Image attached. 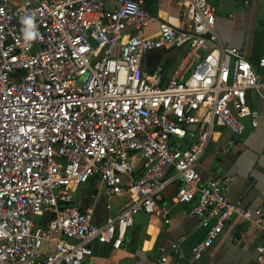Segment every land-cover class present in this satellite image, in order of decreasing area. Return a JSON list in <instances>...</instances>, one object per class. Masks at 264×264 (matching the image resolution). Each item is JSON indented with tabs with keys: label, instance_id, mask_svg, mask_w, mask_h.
<instances>
[{
	"label": "built area",
	"instance_id": "2783aa9c",
	"mask_svg": "<svg viewBox=\"0 0 264 264\" xmlns=\"http://www.w3.org/2000/svg\"><path fill=\"white\" fill-rule=\"evenodd\" d=\"M170 1L177 25L146 34L145 0H0V264H83L94 243L118 250L175 180L172 203L190 205L206 230L189 258L234 217L264 233L261 209L196 170L216 128L239 137L258 126L264 57L254 66L222 42L210 0ZM164 50L185 54L168 78L162 66L147 76L143 57ZM93 181L106 199L130 200L115 212L106 204L101 225L75 204Z\"/></svg>",
	"mask_w": 264,
	"mask_h": 264
},
{
	"label": "crops",
	"instance_id": "0c3cea01",
	"mask_svg": "<svg viewBox=\"0 0 264 264\" xmlns=\"http://www.w3.org/2000/svg\"><path fill=\"white\" fill-rule=\"evenodd\" d=\"M145 5L154 16L150 24V28L155 27L152 32L156 31L158 23L177 25L180 20V7L170 0H145ZM210 5L215 14V30L222 42L242 51L245 59L255 66L264 57V0H210ZM166 54L167 51H156L143 57L147 76L162 66ZM177 64L175 58L169 62L164 69L167 78ZM255 106L260 111L258 126L252 128L248 124L239 137L227 129L216 128L196 170L202 180H220L229 200H238L252 210L259 208L264 215V104L256 99ZM189 131L195 132L196 127H190ZM139 164L135 176L141 171ZM179 184L180 181L175 180L158 198L154 214L140 213L135 217L134 226L128 230L120 249L94 243L92 256L83 264H161L163 256L168 258L163 264H256L263 230L236 217L227 223L221 236L200 260L189 258L191 248L205 239L206 230L191 214L190 205L172 203ZM81 187L76 192L75 204L81 209L92 207L93 216L99 206L106 212L105 206L110 204L115 212L130 202L128 197L106 199L99 182L95 190L80 192ZM165 219L169 224L164 223ZM104 220L99 212L96 225L103 224ZM173 244L180 247V253L170 250Z\"/></svg>",
	"mask_w": 264,
	"mask_h": 264
},
{
	"label": "rangeland",
	"instance_id": "374dc122",
	"mask_svg": "<svg viewBox=\"0 0 264 264\" xmlns=\"http://www.w3.org/2000/svg\"><path fill=\"white\" fill-rule=\"evenodd\" d=\"M153 30H155V27L154 28H150L145 30V33L148 32V34H152L154 32H152ZM168 54L165 55L164 57V62L161 63V65L163 66L164 69H166V67L168 66L169 62H171V60H173L174 58L176 59V61H178V63L183 59L184 57V54L183 52L179 51V50H169L167 51ZM168 71V70H167ZM97 183V181H93L85 186H82L80 188V192L81 191H88V189H91V190H95V184ZM102 192V191H100ZM99 212L103 215V217H105L106 215V212H104V209L102 206H99L96 210H95V214L93 216V222L94 224H96L95 222V219L97 218V215L99 214Z\"/></svg>",
	"mask_w": 264,
	"mask_h": 264
},
{
	"label": "clouds",
	"instance_id": "9594fccd",
	"mask_svg": "<svg viewBox=\"0 0 264 264\" xmlns=\"http://www.w3.org/2000/svg\"><path fill=\"white\" fill-rule=\"evenodd\" d=\"M26 23L31 26V20H27Z\"/></svg>",
	"mask_w": 264,
	"mask_h": 264
},
{
	"label": "trees",
	"instance_id": "16d2710c",
	"mask_svg": "<svg viewBox=\"0 0 264 264\" xmlns=\"http://www.w3.org/2000/svg\"><path fill=\"white\" fill-rule=\"evenodd\" d=\"M48 218H51V216H48ZM41 225H42V227H44L46 224L45 223H42Z\"/></svg>",
	"mask_w": 264,
	"mask_h": 264
},
{
	"label": "water",
	"instance_id": "95a60500",
	"mask_svg": "<svg viewBox=\"0 0 264 264\" xmlns=\"http://www.w3.org/2000/svg\"><path fill=\"white\" fill-rule=\"evenodd\" d=\"M164 51H167V50H164Z\"/></svg>",
	"mask_w": 264,
	"mask_h": 264
}]
</instances>
